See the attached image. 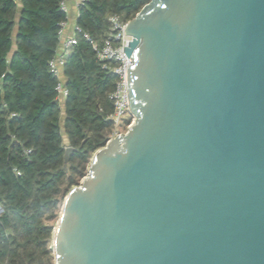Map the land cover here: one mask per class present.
Segmentation results:
<instances>
[{"label":"water","instance_id":"1","mask_svg":"<svg viewBox=\"0 0 264 264\" xmlns=\"http://www.w3.org/2000/svg\"><path fill=\"white\" fill-rule=\"evenodd\" d=\"M126 33L136 118L66 197L54 264H264V0H150Z\"/></svg>","mask_w":264,"mask_h":264},{"label":"trees","instance_id":"2","mask_svg":"<svg viewBox=\"0 0 264 264\" xmlns=\"http://www.w3.org/2000/svg\"><path fill=\"white\" fill-rule=\"evenodd\" d=\"M149 1L80 6L82 31L63 66L69 92L61 102L50 67L66 18L61 0H0V264H54L53 235L66 197L117 128L110 95L118 74L104 67L91 40L102 44L112 14L129 21ZM132 120L124 117L118 129Z\"/></svg>","mask_w":264,"mask_h":264},{"label":"built area","instance_id":"3","mask_svg":"<svg viewBox=\"0 0 264 264\" xmlns=\"http://www.w3.org/2000/svg\"><path fill=\"white\" fill-rule=\"evenodd\" d=\"M85 1L86 0H61V7L66 13V18L61 22V28L59 30V46L56 54L50 60L51 70L59 77L56 88L58 98L61 102L66 98L69 92L63 79V66L73 45L78 41V33L82 31V27L77 22V17L72 25L69 22L72 6L70 3H74L78 11V16L79 8ZM109 21L110 28L102 44H99L94 40L91 41L93 47L98 51V56L100 60L103 61L104 67L111 68L118 74L116 87L110 95L114 101V112L110 115V118L113 119L117 125L114 135L111 137L113 138L117 134L128 130L120 131L118 129V125L122 122L124 117L130 114L133 116V120L128 128L135 121L136 117L130 109V92L127 81V71L129 66L133 63V59L128 56L125 51L126 45L128 46L132 39V36L126 33L128 21L124 20L120 14H112L109 17ZM84 35L91 39L89 33L85 32ZM2 212L3 207L0 204V215Z\"/></svg>","mask_w":264,"mask_h":264},{"label":"crops","instance_id":"4","mask_svg":"<svg viewBox=\"0 0 264 264\" xmlns=\"http://www.w3.org/2000/svg\"><path fill=\"white\" fill-rule=\"evenodd\" d=\"M77 8L75 7L74 3H72L71 6V18L73 17L74 19H76L77 17ZM75 21V20H74ZM74 23V22H73ZM71 24V23H70ZM72 25V24H71Z\"/></svg>","mask_w":264,"mask_h":264},{"label":"rangeland","instance_id":"5","mask_svg":"<svg viewBox=\"0 0 264 264\" xmlns=\"http://www.w3.org/2000/svg\"><path fill=\"white\" fill-rule=\"evenodd\" d=\"M70 5H72V3H70ZM74 20H75V19L72 17V18H70V21H69V22H70L71 24H73Z\"/></svg>","mask_w":264,"mask_h":264}]
</instances>
